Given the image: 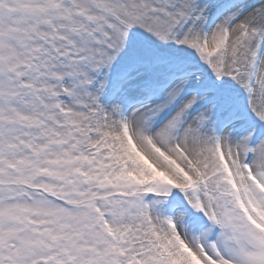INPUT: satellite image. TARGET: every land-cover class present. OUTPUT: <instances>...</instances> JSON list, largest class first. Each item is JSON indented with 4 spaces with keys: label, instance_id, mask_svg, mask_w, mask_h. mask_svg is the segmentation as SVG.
<instances>
[{
    "label": "snow or ice",
    "instance_id": "1",
    "mask_svg": "<svg viewBox=\"0 0 264 264\" xmlns=\"http://www.w3.org/2000/svg\"><path fill=\"white\" fill-rule=\"evenodd\" d=\"M0 264H264V0H0Z\"/></svg>",
    "mask_w": 264,
    "mask_h": 264
}]
</instances>
